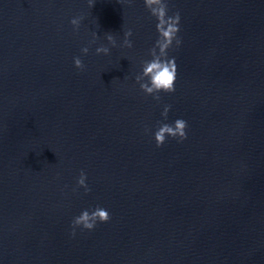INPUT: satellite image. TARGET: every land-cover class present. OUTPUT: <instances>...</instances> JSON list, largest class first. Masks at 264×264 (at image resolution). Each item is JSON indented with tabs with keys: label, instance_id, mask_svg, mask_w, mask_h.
I'll list each match as a JSON object with an SVG mask.
<instances>
[{
	"label": "water",
	"instance_id": "95a60500",
	"mask_svg": "<svg viewBox=\"0 0 264 264\" xmlns=\"http://www.w3.org/2000/svg\"><path fill=\"white\" fill-rule=\"evenodd\" d=\"M168 4L157 101L135 79L159 36L144 0H0V264H264V0ZM176 119L187 139L157 147ZM97 206L110 221L73 235Z\"/></svg>",
	"mask_w": 264,
	"mask_h": 264
},
{
	"label": "clouds",
	"instance_id": "9594fccd",
	"mask_svg": "<svg viewBox=\"0 0 264 264\" xmlns=\"http://www.w3.org/2000/svg\"><path fill=\"white\" fill-rule=\"evenodd\" d=\"M95 0H89V6H94ZM146 8L149 10L151 15L156 18V30L159 34L155 45L150 49L151 60L143 61L142 73L136 75V82L140 85L141 90L152 96L155 100L160 101L161 92L163 93H174L176 91V81L178 75V66L175 57H169V50L175 45L179 47L182 44V39L179 36L181 31V15L177 11L173 15H169V4L168 0H144ZM83 17H76L71 20V24L76 30H79ZM96 39L98 36L93 34ZM133 33L128 30L125 33L123 46L127 48L133 47L131 40ZM107 40L113 47H117V40L115 36L108 33L106 36ZM96 39L92 43L96 42ZM158 50V51H157ZM110 48L104 45L96 48L97 54H110ZM82 52L86 55L89 52L88 47H84ZM76 68L80 70L85 69V64L80 57L74 59ZM171 109V105H166L162 115L165 119L168 117V113ZM188 127L187 121L184 119H176L173 124L163 123L155 132V141L157 147L163 146L167 138H179L181 141L187 139L186 129ZM87 174L81 171L80 177L77 181V185L84 187L86 192H90L91 189L88 187ZM111 215L106 209L97 206L95 210L89 211L84 210L79 216L75 217L72 223V234L75 235V229L77 227H83L87 230H93L97 226L98 222L106 223L110 221Z\"/></svg>",
	"mask_w": 264,
	"mask_h": 264
}]
</instances>
